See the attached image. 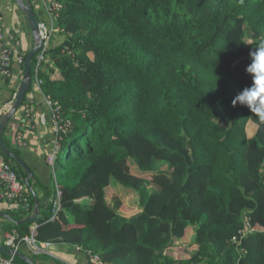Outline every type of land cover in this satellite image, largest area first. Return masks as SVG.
I'll return each instance as SVG.
<instances>
[{"label": "trees", "instance_id": "1", "mask_svg": "<svg viewBox=\"0 0 264 264\" xmlns=\"http://www.w3.org/2000/svg\"><path fill=\"white\" fill-rule=\"evenodd\" d=\"M56 1L62 41L36 73L33 57L30 80L59 106L64 132L47 211L12 225L17 240L36 225V243L104 264H264V125L231 104L251 85L264 0ZM113 181L124 189L108 198ZM247 219L257 231L236 245ZM176 242L189 259L168 257Z\"/></svg>", "mask_w": 264, "mask_h": 264}, {"label": "crops", "instance_id": "2", "mask_svg": "<svg viewBox=\"0 0 264 264\" xmlns=\"http://www.w3.org/2000/svg\"><path fill=\"white\" fill-rule=\"evenodd\" d=\"M32 6L36 19L39 20L41 11L39 7L34 4V0H32ZM1 12L4 29L20 36L18 45L14 43L11 44L13 52L17 55L27 54L33 47L32 35L25 31V29H29L15 1L2 0ZM18 22L21 23V28L16 26ZM15 79L19 80L18 71L13 73L12 80L15 81ZM14 81H9V83L4 81V83H2L0 87L1 105L9 103L14 90H16V87L12 85ZM23 106H27L30 111L28 122L25 121L22 115H19L17 111L15 113V118L11 119L8 124V127L13 126V128L10 129L7 127L4 131H6L5 137L7 142L14 150L20 153V159L28 166L32 173V178L30 179L31 187L28 185V189L32 199L34 194L35 197L37 196L36 199L39 201L40 218L47 211L49 205V199L43 194L44 192L42 189L51 187L50 177L53 173L51 165L46 158L52 152L55 144L51 109L44 103L42 95L37 91L33 83L30 91L24 98ZM15 131L18 138L13 136V132ZM32 192H34V194H32ZM33 209L34 207L32 211ZM24 211L26 210L16 209L12 205L0 204V246L9 249L6 246L7 238L14 233L17 234V231L12 229L11 226L19 225L18 222L29 217L32 213L25 215ZM192 235L193 231L188 229L184 238L187 244L191 241ZM182 247L183 246L179 245L178 242L173 243V246L168 249V257L172 260L189 259L192 254H187ZM48 249L55 258L46 255H33L30 253L28 247L24 245L19 247L18 252H20L23 257H21L20 260L25 264H29V262H31V264H88L85 253L77 250L75 246L66 243H51ZM192 250L195 252V248H192Z\"/></svg>", "mask_w": 264, "mask_h": 264}, {"label": "built area", "instance_id": "3", "mask_svg": "<svg viewBox=\"0 0 264 264\" xmlns=\"http://www.w3.org/2000/svg\"><path fill=\"white\" fill-rule=\"evenodd\" d=\"M30 1L32 4V0ZM1 2L2 0H0V87L2 83H4L5 79H9V81L11 82L14 81L12 80V76L15 71L19 72L20 81L18 79H15L12 85L16 87V90H14L9 103H4L3 105H1L0 113L10 107V103L17 91L18 84L22 80L23 67L27 55H17L12 50L13 48L11 44L14 43L18 45L20 36L4 29L2 25ZM34 4L37 5L41 11V17L38 20V36L42 42L41 49L37 53L35 60L36 73L40 65L47 59L46 53L50 49V45L56 33L60 32V29L56 25V19L62 9V6L56 0H34ZM16 26L21 28L22 25L20 22H18ZM33 84L37 91L42 95L44 103L51 109L52 129L54 131L55 144L52 152L50 153L51 155L49 154L46 158L48 163L52 166L54 156L53 159H51V157L55 154V147L56 149L58 147L56 139L57 137H59L60 133L64 132L62 126L63 119L60 114L59 106L56 103H53L49 98L43 96L41 92L42 82L36 77V75L34 76ZM29 112L30 111L27 106H21L18 114L22 115L25 121L28 122ZM8 128L12 129L13 126H10ZM13 136L18 138L16 131L13 132ZM28 188L29 187L24 179L20 177L19 172L13 167L12 164L5 160V156L3 155L0 148V204L12 205L16 209H23L26 211L31 209L32 196ZM59 195L60 193L57 191V196ZM58 211L59 203L58 201H56L53 204L51 210V219L55 218ZM35 230L36 225H33L30 228V235L25 236L20 240H17V234L14 233L10 235L7 238L6 246L11 250L18 251L19 247L21 245H24L28 247L30 253H32L33 255H46L51 258H55V256L49 252L48 248L50 244L47 243L42 245L36 243L34 239ZM255 231H257L256 227L250 225V221L249 219H247L245 222L244 230L238 232L240 238H233L234 244L240 245L243 238L251 235ZM76 249L79 250V248L77 247ZM85 255L88 258V264H104L97 255L91 254L89 252L85 253ZM0 264H15L14 256H4L0 253Z\"/></svg>", "mask_w": 264, "mask_h": 264}, {"label": "water", "instance_id": "4", "mask_svg": "<svg viewBox=\"0 0 264 264\" xmlns=\"http://www.w3.org/2000/svg\"><path fill=\"white\" fill-rule=\"evenodd\" d=\"M14 1L17 7L19 8V10L21 11L24 20L27 24V28L29 29L32 35L33 47L26 55L25 63L23 67L22 80L18 85L15 96L10 103V107L0 113V148L5 157L11 159L25 173L26 177L24 178V181L28 185V181L32 178V173L30 169L19 157L8 151L6 145L4 144L2 134L4 130L8 127L10 120L15 118V113L19 111L22 103L24 102L25 96L31 89L30 66L33 57L37 55V53L40 51L42 42L38 36V20L36 19L31 1L30 0H14ZM33 200H34V209L31 215L23 219L22 221L18 222L19 225L30 222L35 223L39 220V201L36 199L35 195L33 196ZM0 253L4 256L13 255L14 257H18V258L22 257L20 252L7 249L6 247H2V246H0ZM29 264H31V262H29Z\"/></svg>", "mask_w": 264, "mask_h": 264}, {"label": "clouds", "instance_id": "5", "mask_svg": "<svg viewBox=\"0 0 264 264\" xmlns=\"http://www.w3.org/2000/svg\"><path fill=\"white\" fill-rule=\"evenodd\" d=\"M253 49L249 52L251 63L245 69L251 77V85L235 95L231 104L247 107L254 119L258 117L259 128L264 125V40Z\"/></svg>", "mask_w": 264, "mask_h": 264}, {"label": "rangeland", "instance_id": "6", "mask_svg": "<svg viewBox=\"0 0 264 264\" xmlns=\"http://www.w3.org/2000/svg\"><path fill=\"white\" fill-rule=\"evenodd\" d=\"M26 32L30 33L29 30L25 29ZM58 33H56L55 37H54V42L52 41V44L50 45V48L54 47L55 45H58L61 41H62V38L60 36L57 35ZM49 60V58H47L45 60V62H47ZM42 66V65H41ZM41 66H40V69H41ZM44 68H42L43 70ZM33 82H34V79H33ZM57 149L55 147V153H56ZM51 155V154H50ZM55 155V154H54ZM51 157V159H53V156ZM52 162V161H51ZM122 189H124L123 187H121L120 185H118L115 181L112 182V187L109 188L108 190V198H111L113 197L114 195H118L119 193L122 192ZM123 194V193H122ZM124 200H125V197H122ZM125 203L127 207H129V209H132V208H135V206L133 205H130L129 201L127 202L125 200ZM127 210V209H126ZM133 211V210H132ZM124 213L123 214H129L131 213L130 211L127 213L126 211H123ZM184 249V247H182ZM177 260V259H175Z\"/></svg>", "mask_w": 264, "mask_h": 264}]
</instances>
